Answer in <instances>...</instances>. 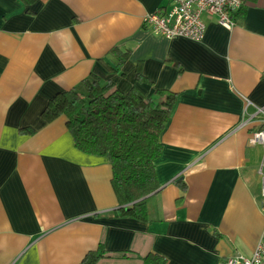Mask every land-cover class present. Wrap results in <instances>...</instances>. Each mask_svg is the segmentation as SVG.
Listing matches in <instances>:
<instances>
[{
	"label": "crops",
	"instance_id": "crops-1",
	"mask_svg": "<svg viewBox=\"0 0 264 264\" xmlns=\"http://www.w3.org/2000/svg\"><path fill=\"white\" fill-rule=\"evenodd\" d=\"M172 2L0 0V264H90L99 247L91 264H220L255 250L264 150L249 141L264 109V0H243L230 31L203 15L201 42L145 28ZM113 48L128 53L124 77L108 70ZM92 76L174 95L146 221L113 216L107 159L77 151L64 116L43 120L49 100Z\"/></svg>",
	"mask_w": 264,
	"mask_h": 264
},
{
	"label": "trees",
	"instance_id": "trees-1",
	"mask_svg": "<svg viewBox=\"0 0 264 264\" xmlns=\"http://www.w3.org/2000/svg\"><path fill=\"white\" fill-rule=\"evenodd\" d=\"M109 56L114 59L107 64L108 70L124 77L127 51L113 48ZM173 100L169 93L161 98L145 97L136 88L123 93L92 76L49 100L42 117L51 122L64 116L73 147L107 159L119 203L112 215L146 221L148 201L159 189L155 175V162L161 153L159 135L168 122ZM102 254L99 247L87 253L84 261L91 264ZM157 259L148 255L143 263L164 264Z\"/></svg>",
	"mask_w": 264,
	"mask_h": 264
},
{
	"label": "built area",
	"instance_id": "built-area-1",
	"mask_svg": "<svg viewBox=\"0 0 264 264\" xmlns=\"http://www.w3.org/2000/svg\"><path fill=\"white\" fill-rule=\"evenodd\" d=\"M169 12H156L143 20V25L154 36L167 40L182 38L201 42L205 34L202 16H212L217 25L227 31L235 27L233 14L240 10L243 0H173ZM261 129L250 136V144L264 150V109L257 108ZM261 194L264 198V173L259 172ZM220 264H264V229L255 250L249 257L233 255Z\"/></svg>",
	"mask_w": 264,
	"mask_h": 264
}]
</instances>
